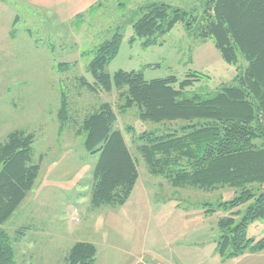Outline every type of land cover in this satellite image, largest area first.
Instances as JSON below:
<instances>
[{"label": "rangeland", "instance_id": "obj_1", "mask_svg": "<svg viewBox=\"0 0 264 264\" xmlns=\"http://www.w3.org/2000/svg\"><path fill=\"white\" fill-rule=\"evenodd\" d=\"M208 0H101L93 13L62 23L51 10L31 6L28 0H0V145L15 131L34 135V163L41 171L33 190L2 228L15 246L17 264H65L78 243L97 248L95 264H264V251L225 259L218 252V222L232 210L218 207L232 201L239 191L224 188L206 192L175 188L163 177L148 172L137 150L135 137L149 131L159 134L184 123L142 121L136 108L120 112L119 91L92 92L80 82L93 56H83L110 39L119 29L123 41L106 72H143L147 81L175 76L184 80L201 73L206 80L188 89L209 96L222 86L233 85L246 67L230 65L213 40L196 37L179 23L157 45L133 44V25L140 8L166 3L193 10L202 17ZM60 64H70L59 69ZM68 119L59 113L63 97ZM112 105L118 116L116 129L138 163L139 181L124 206L93 208L91 193L99 156L84 148L83 124L102 104ZM132 128L133 134L127 132ZM1 169V164H0ZM207 205V207H205ZM216 211L206 214L205 209ZM249 205L238 210L241 222ZM122 220L120 226L115 220ZM19 231L24 237H19ZM248 237L264 238V220L251 223Z\"/></svg>", "mask_w": 264, "mask_h": 264}, {"label": "trees", "instance_id": "obj_2", "mask_svg": "<svg viewBox=\"0 0 264 264\" xmlns=\"http://www.w3.org/2000/svg\"><path fill=\"white\" fill-rule=\"evenodd\" d=\"M203 15L166 3H151L140 8L134 23L133 44L157 45L160 37L184 23L202 40H213L223 59L230 65L246 67L233 85H222L218 91L203 96L188 89L209 77L190 73L184 80L175 76L147 81L143 72H106L117 57L123 35L118 29L107 41L83 56H93L81 84L94 93L119 91L126 114L136 108L142 121L184 123L178 129L162 134L146 131L135 137L137 150L147 164L148 172L167 179L175 188H194L206 192L231 188L239 191L232 201L218 207L232 210L218 222V252L225 259L264 251V238L248 237L251 223L264 220V0H208ZM99 5V4H98ZM98 6L89 10L93 13ZM79 14L77 18L83 17ZM70 64H60L63 70ZM59 119H68V102L63 97ZM118 116L104 103L83 124L84 148L98 155L91 193L93 208L124 206L139 181L138 163L122 131L116 129ZM132 132V128H127ZM34 135L15 131L0 145V264H17L15 246L2 226L11 219L33 190L41 171V161L34 163ZM249 205L241 222L239 208ZM207 207V205H205ZM211 207V206H210ZM216 211L205 209L206 214ZM19 238L24 232L19 231ZM97 248L78 243L65 264H95Z\"/></svg>", "mask_w": 264, "mask_h": 264}, {"label": "crops", "instance_id": "obj_3", "mask_svg": "<svg viewBox=\"0 0 264 264\" xmlns=\"http://www.w3.org/2000/svg\"><path fill=\"white\" fill-rule=\"evenodd\" d=\"M100 2L101 0H28L35 8L54 12L62 23L74 21L79 14H85ZM114 222L120 226L122 220L117 219Z\"/></svg>", "mask_w": 264, "mask_h": 264}, {"label": "built area", "instance_id": "obj_4", "mask_svg": "<svg viewBox=\"0 0 264 264\" xmlns=\"http://www.w3.org/2000/svg\"><path fill=\"white\" fill-rule=\"evenodd\" d=\"M141 264H156V263H153V262H150V261H143Z\"/></svg>", "mask_w": 264, "mask_h": 264}]
</instances>
